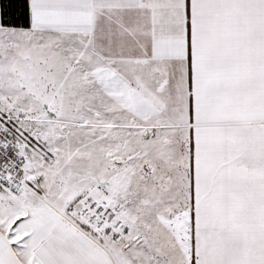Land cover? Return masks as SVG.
<instances>
[{
  "label": "snow or ice",
  "instance_id": "obj_1",
  "mask_svg": "<svg viewBox=\"0 0 264 264\" xmlns=\"http://www.w3.org/2000/svg\"><path fill=\"white\" fill-rule=\"evenodd\" d=\"M0 264H264V0H0Z\"/></svg>",
  "mask_w": 264,
  "mask_h": 264
}]
</instances>
